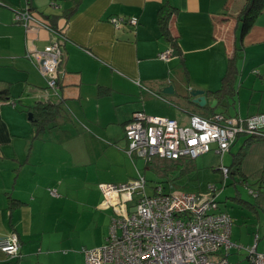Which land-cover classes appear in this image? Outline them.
<instances>
[{"label":"crops","instance_id":"1","mask_svg":"<svg viewBox=\"0 0 264 264\" xmlns=\"http://www.w3.org/2000/svg\"><path fill=\"white\" fill-rule=\"evenodd\" d=\"M2 1L0 88L7 95H0V236L14 232L20 245L18 256L0 250V264H85L83 248L102 244L88 242L86 235L97 226L105 230L104 223L115 215L100 189L106 183L96 181L99 166L104 170L117 159L128 161L125 129L136 112L188 125L194 111H188L179 95L203 89L209 103L214 97L207 96V90L220 87L231 59L236 70L234 93L209 105L214 109L202 116L264 113V9L240 35L236 16L246 0H81L71 13L72 0ZM166 4L174 7L169 28L178 53L157 23ZM26 6L48 17L65 37L54 88L34 64L51 33L36 24L26 29L13 19V10ZM114 15H135L138 24L115 27L109 21ZM162 52L166 58L159 56ZM240 60L248 62L256 78L245 74V81L242 73L239 77ZM168 84L173 92L161 93L163 100L150 92ZM58 102L60 112L36 134L28 108ZM176 106L186 108H180L184 115H177ZM261 132L251 139L239 136L230 148L244 147L240 163L244 176L262 174L261 193L256 198L249 192L250 200L240 196L233 180L234 195L226 198L241 207L233 212L239 220L234 222L228 211L221 210L233 222L228 255L233 264L239 262L237 254L244 260L241 264H250L246 248L255 235L256 250L264 252ZM105 236L106 230L102 240Z\"/></svg>","mask_w":264,"mask_h":264},{"label":"built area","instance_id":"2","mask_svg":"<svg viewBox=\"0 0 264 264\" xmlns=\"http://www.w3.org/2000/svg\"><path fill=\"white\" fill-rule=\"evenodd\" d=\"M15 18L26 29L36 24L51 33L48 45L34 64L42 75L49 76L47 84L54 88L53 74L60 64L63 33L27 7L17 10ZM109 21L115 27L138 24L135 15H114ZM159 56L166 58L167 53ZM263 128L264 113L246 117L215 113L210 118L194 114L188 125H180L175 118L136 112L125 129V152L145 158H195L211 150L215 143L216 151L222 154L237 133L257 135ZM220 170L227 175L226 166L221 165ZM144 186L142 175L127 183L100 184L105 203L113 206L115 215L102 245L83 248L85 264H233L228 260L232 221L226 213L215 210L218 190L214 185L208 184L204 197L200 192L171 196L159 186L154 193L147 194ZM0 250L17 254L14 233L0 237ZM247 253L251 264H264V254L255 250V243L247 247Z\"/></svg>","mask_w":264,"mask_h":264},{"label":"trees","instance_id":"3","mask_svg":"<svg viewBox=\"0 0 264 264\" xmlns=\"http://www.w3.org/2000/svg\"><path fill=\"white\" fill-rule=\"evenodd\" d=\"M27 1L29 2V0H27ZM80 1L81 0H72V6L70 7V10H69L70 13L73 12L78 7ZM51 3L55 4V2H53V1ZM0 4L4 5V2L2 0H0ZM26 7H28V9L33 12V8H31L30 6H26ZM19 9H21V8H16L13 10V19L15 22L21 24V22L15 18L16 12ZM263 9H264V0H246V2L240 8V10L236 16V19L240 25L239 26L240 35H243L251 27L254 20L262 12ZM173 10H174L173 6H171L169 4L164 5V7L162 9H160L158 12L157 23H158L160 30L162 31V34L172 43V45H173L172 50L173 51L175 50L178 53L180 48L177 45L174 36L171 35L170 28H169V21H170L171 15L173 13ZM36 15L46 24L52 26L53 28H56V26H54L51 23V21L48 19V17H46L42 13L36 12ZM235 73H236V70H235L233 61L230 59L228 61L226 71L221 78L220 87L216 90H213V91L207 90V96L211 95L214 97V99L217 100V102H219V100H221L222 98H226L227 94H233L234 88L232 87V81L234 79ZM5 94L7 95L6 89L0 88V95H5ZM159 95L164 98L163 94L160 93ZM5 98H6V96L3 97V99H5ZM187 99L189 100V98H187ZM184 106L188 107V111H194V114L197 113L198 115H201V116H202V113H207L208 109H210V110L214 109V107H210L208 103H206L203 106H200V105H197L194 103H189V104L185 103ZM60 110H61L60 102L53 103V104H38L37 103L35 105L30 106L28 108V111L31 112V121H32L33 126H34L35 133L37 134V133L42 132V130L50 122L53 121L54 117L60 112ZM218 113L224 114L223 112H218ZM214 114L215 113H212L211 115H214ZM205 118H210V117L205 116ZM242 135L247 136L246 139H251V138L255 137V136H252L251 134L239 132L234 137V140L230 143V145L228 146V148L225 152L230 151V148H231L232 144L234 143V141L239 136H242ZM211 147H212L211 150L214 148L216 149L215 143L211 144ZM243 148L240 147V149L231 152L230 163H229V165L227 164L228 166H226L228 169V176L231 177L234 180V182H238V183H241L243 185H246L247 188L249 190H251L254 193V196H256V198H257L261 193L260 189L262 186L259 182H260V178H261L262 174L258 173V174H254V175H250V176H244V174L241 172L240 163H241L242 157L244 155V149ZM211 150H209V151H211ZM209 151H206V152H209ZM223 153L222 154L218 153L221 158H222ZM195 158H191L188 155L187 156H180V157L175 158V159L174 158L161 157L158 155H151V156L145 158V167L151 166L154 171L166 175V174L170 173L172 170H179L180 172H182V171H186L192 167H195ZM221 158H220V166L223 165ZM237 177L240 179H237ZM249 179H252L255 181L250 182V181H248ZM253 184L258 185V186L254 188L252 186ZM224 185H225V183H224ZM217 194H216L215 200H214V202L216 203L215 207H218V203H219V201L217 200ZM8 200H9V205L13 206L14 199L9 197ZM218 211H221V210H218Z\"/></svg>","mask_w":264,"mask_h":264},{"label":"rangeland","instance_id":"4","mask_svg":"<svg viewBox=\"0 0 264 264\" xmlns=\"http://www.w3.org/2000/svg\"><path fill=\"white\" fill-rule=\"evenodd\" d=\"M247 63H248L247 61L243 63V61L240 60V64H239L238 75L239 77H241L240 73H242L244 75L243 78L245 81H248L245 77L247 74L248 75L250 74L249 79L251 77L256 78L254 75H252L254 72L251 70V68L247 67ZM180 108L181 107H177V106L175 108L177 115H184V112L181 111ZM237 148H233L229 152H233ZM230 156L231 154H229L228 151L225 152L222 163L228 164L230 161ZM127 158L128 161H126L125 159H117L115 161L116 164H114L109 169L105 168L104 170H101L99 166V171L96 177L97 179L96 181L105 182L106 184L108 183V184L117 185L121 183L131 182L129 180H131L132 178L133 179L139 178V174H141L144 175V179L146 181L145 192L147 194H152L154 191V187L160 185L162 186V192L169 194L171 196H180L185 193L197 194L200 191L199 195L201 197L205 196L206 188L208 186V183H210L212 185H215V187L219 189V193L217 194V200L219 201L217 209L218 210L225 209L226 211H228L229 214L234 217V222H236L235 221L236 219L239 220V218H237L238 216L234 215L233 212L234 210H241V207L237 205V203H235L232 199L226 198L227 195L229 196L234 195L233 184H232L233 179H231V177L229 176L224 177V174L220 170L221 166H220L219 156L216 153H214L212 150L209 152H204L199 154L196 157L195 167H192L182 172H180L179 170H172L170 173L166 175L154 171L151 166L145 167L144 157H140L133 154L132 157L133 162L129 156ZM103 161L106 162V160ZM222 179L225 180V185L223 187H222ZM236 191L239 192L242 198H245L247 200L251 199V194L249 193V190L246 186L240 183H236ZM107 226L109 227V222L107 225L104 223L106 236H108L109 234ZM105 230H103L102 227L97 226L94 230H92L90 233L86 235L88 242H99L98 244L103 243L106 238L105 236L104 240H102L105 234ZM233 253L235 254L234 251ZM237 257L239 260L238 264L244 262V260L241 259L240 254H237Z\"/></svg>","mask_w":264,"mask_h":264},{"label":"water","instance_id":"5","mask_svg":"<svg viewBox=\"0 0 264 264\" xmlns=\"http://www.w3.org/2000/svg\"><path fill=\"white\" fill-rule=\"evenodd\" d=\"M172 92H173V85L172 84H168L166 86H163L160 89V91H155V93L157 95H159L160 93L171 94ZM179 98L184 101V105H185V103H188V104L194 103V104L203 106L207 102L205 91L203 89H199V88L187 89L186 93L179 95ZM187 98H189V100ZM216 101H217L216 99H212V100L208 101L209 102L208 104L210 106H214ZM181 107H182V109L186 110V108L184 106H181Z\"/></svg>","mask_w":264,"mask_h":264},{"label":"clouds","instance_id":"6","mask_svg":"<svg viewBox=\"0 0 264 264\" xmlns=\"http://www.w3.org/2000/svg\"><path fill=\"white\" fill-rule=\"evenodd\" d=\"M25 8V7H24ZM52 27V26H51ZM53 28V27H52ZM54 29H56V28H54ZM58 30V29H57ZM60 31V30H59ZM150 91V90H149ZM151 93H153L155 96H157V97H159V98H161L162 100H163V98L160 96V95H157L155 92H152V91H150ZM192 114H194V113H192ZM192 114H190V116L192 115ZM198 115V114H197ZM252 136H255V135H252ZM145 158V157H144ZM139 175H141V174H139ZM227 175H228V173H227ZM227 175L226 176H224V177H227ZM143 177H144V175H142ZM137 179V178H136ZM145 180V179H144ZM146 182V181H145ZM224 183H225V180H223L222 179V187L224 186ZM208 184H210V183H208ZM159 187H161V189H162V186H160V185H158ZM158 186H155L154 187V191H155V189L158 187ZM215 186V185H214ZM144 190H145V186H144ZM217 193H219V189L217 188ZM249 190V189H248ZM154 191H153V193H154ZM249 192L252 194V195H254V193L251 191V190H249ZM146 193V192H145ZM215 210H217L218 211V209H217V207L215 208ZM221 212V211H220ZM222 212H224V213H226L227 215H229L227 212H225V211H222ZM229 217L231 218V216L229 215ZM231 221H232V218H231ZM110 224V223H109ZM231 226H232V222H231ZM231 231V230H230ZM11 233H14V232H11ZM8 234H10V233H8ZM15 235H16V233H14ZM5 235H7V234H5ZM5 235H2V236H5ZM2 236H0V237H2ZM16 237H17V240H18V249H19V239H18V236L16 235ZM257 235H255L254 236V242L253 243H255V250H256V242H257ZM252 243V244H253ZM251 244V245H252ZM250 245V246H251ZM249 247V246H248ZM2 251V250H1ZM246 251H247V248H246ZM257 251V250H256ZM4 252V251H3ZM257 252H259V251H257ZM5 253V252H4ZM259 253H263L264 254V252H259ZM5 254H7V253H5ZM7 255H9V256H13V255H10V254H7ZM14 256H18V251H17V254L16 255H14ZM247 256H248V253H247ZM248 259H249V256H248ZM250 264H251V262H250Z\"/></svg>","mask_w":264,"mask_h":264},{"label":"flooded vegetation","instance_id":"7","mask_svg":"<svg viewBox=\"0 0 264 264\" xmlns=\"http://www.w3.org/2000/svg\"><path fill=\"white\" fill-rule=\"evenodd\" d=\"M192 115H194V114H192Z\"/></svg>","mask_w":264,"mask_h":264}]
</instances>
